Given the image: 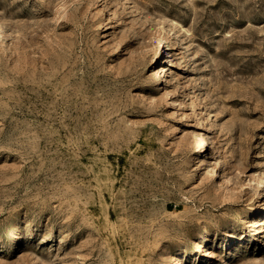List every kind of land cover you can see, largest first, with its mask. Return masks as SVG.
<instances>
[{"label":"rangeland","instance_id":"rangeland-1","mask_svg":"<svg viewBox=\"0 0 264 264\" xmlns=\"http://www.w3.org/2000/svg\"><path fill=\"white\" fill-rule=\"evenodd\" d=\"M0 264H264V0H0Z\"/></svg>","mask_w":264,"mask_h":264},{"label":"bare ground","instance_id":"bare-ground-1","mask_svg":"<svg viewBox=\"0 0 264 264\" xmlns=\"http://www.w3.org/2000/svg\"><path fill=\"white\" fill-rule=\"evenodd\" d=\"M185 66L188 67V64H186ZM164 78L162 77L161 79V82H164ZM205 146H206V143L204 140H198L197 143H196V151H203L205 149ZM263 220V219H262ZM258 223V222H257ZM263 222H260V225H262ZM255 230L253 229L250 233H252V235L256 234L257 232H254ZM16 232V228L15 229H12L11 230V233H10V236L8 237V239H11L14 234ZM206 242H205V239H204V235L202 233L199 234V241L198 243L196 244V246L194 247V251L196 253H201L202 254V257L204 258H213V254L209 251H206L205 248H206ZM186 253L185 251H181L180 253L177 254V256H181V254H184Z\"/></svg>","mask_w":264,"mask_h":264}]
</instances>
